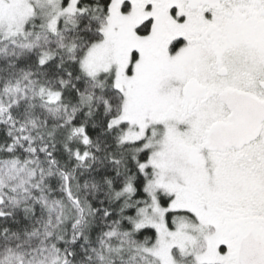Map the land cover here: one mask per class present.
<instances>
[{"label":"snow or ice","instance_id":"obj_1","mask_svg":"<svg viewBox=\"0 0 264 264\" xmlns=\"http://www.w3.org/2000/svg\"><path fill=\"white\" fill-rule=\"evenodd\" d=\"M0 264H264V0H0Z\"/></svg>","mask_w":264,"mask_h":264}]
</instances>
